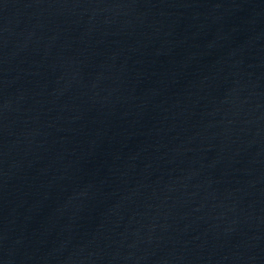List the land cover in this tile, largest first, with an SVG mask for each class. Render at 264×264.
Returning <instances> with one entry per match:
<instances>
[{"label": "water", "instance_id": "water-1", "mask_svg": "<svg viewBox=\"0 0 264 264\" xmlns=\"http://www.w3.org/2000/svg\"><path fill=\"white\" fill-rule=\"evenodd\" d=\"M0 264H264V0H0Z\"/></svg>", "mask_w": 264, "mask_h": 264}]
</instances>
